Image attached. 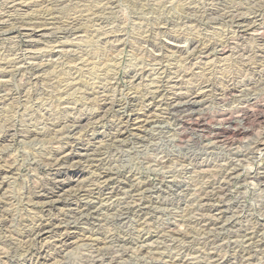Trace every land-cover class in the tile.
<instances>
[{
  "label": "rangeland",
  "instance_id": "374dc122",
  "mask_svg": "<svg viewBox=\"0 0 264 264\" xmlns=\"http://www.w3.org/2000/svg\"><path fill=\"white\" fill-rule=\"evenodd\" d=\"M104 1L0 0V264H264V0Z\"/></svg>",
  "mask_w": 264,
  "mask_h": 264
},
{
  "label": "bare ground",
  "instance_id": "6f19581e",
  "mask_svg": "<svg viewBox=\"0 0 264 264\" xmlns=\"http://www.w3.org/2000/svg\"><path fill=\"white\" fill-rule=\"evenodd\" d=\"M89 1V0H88ZM92 1V0H91ZM109 1V0H108ZM112 1V0H111ZM111 1H109V4H110V2ZM215 1V0H214ZM221 1V0H220ZM258 1V0H257ZM51 2H54V3H56V2H59V4L60 5H63V4H67V3H69V2H71V0H49V1H47V0H10V3L12 4H10V9L11 8H16V7H18V8H27V7H31V5H34V4H41V3H51ZM83 2V1H82ZM102 2L104 3L105 1L103 0H101V4H102ZM210 2V1H209ZM222 2H224V0L222 1ZM221 2V3H222ZM263 2V1H262ZM95 3H97V5L99 4V2H98V0H97V2H95ZM106 3V2H105ZM201 3V2H200ZM214 3V2H213ZM217 3H218V1H217ZM53 4V3H52ZM84 4V3H83ZM93 4V3H92ZM199 4V3H198ZM202 4H204V3H202ZM206 4V3H205ZM204 4V5H205ZM208 4V3H207ZM42 5H44V4H42ZM54 5V4H53ZM97 5H95V6H97ZM100 5V4H99ZM215 5V4H214ZM221 5V4H220ZM223 5V4H222ZM226 5V4H225ZM237 5V4H236ZM41 6V5H40ZM52 6V5H51ZM65 6H68V4L67 5H63V6H60V7H63V8H66ZM73 6H75L74 4H73ZM79 6V5H78ZM103 5H100L99 7H102ZM141 6V5H140ZM197 6V5H196ZM201 6V5H200ZM208 6V5H207ZM8 7V6H7ZM94 7V6H93ZM93 7H91V8H93ZM98 7V6H97ZM203 7V6H202ZM210 7V6H209ZM221 7V6H220ZM220 7H217L218 9L220 8ZM56 8H58V4H57V7ZM74 8V13H73V15L71 16V17H69V18H67L66 19V21L65 22H61V20H57V19H55V20H57V21H54V22H56L54 25L58 28L59 27V29H62V30H64L65 31V29H63V28H61L62 26H67L66 28H68L69 26H73L74 24H75V22L77 21V20H80V18H83L84 16L85 17H87L88 16V14L90 15V13H92L91 11V9H90V7L89 6H85V7H83L82 8V6L81 7H73ZM80 8H82V9H80ZM198 8H200V7H198ZM224 8V7H223ZM227 8H229V7H227ZM243 8V7H242ZM68 9V8H67ZM94 9V8H93ZM99 9V8H98ZM101 9V8H100ZM202 9V8H201ZM214 9H216V8H214ZM264 9V8H263ZM13 10V9H12ZM52 10V9H51ZM93 11H96V10H93ZM99 11V10H98ZM208 11H212V9H208ZM217 11V10H216ZM220 12H221V9L219 10ZM225 11V10H224ZM235 11V10H234ZM10 12V11H9ZM13 12V11H12ZM15 12V11H14ZM201 12V11H200ZM209 12V13H210ZM213 12V11H212ZM245 12V11H244ZM93 13H95V12H93ZM201 13H203V11L201 12ZM213 13H215V12H213ZM218 13V12H217ZM226 13V12H225ZM229 13V12H228ZM239 12H238V10H237V14H238ZM262 13V12H261ZM260 13V15H258V16H254V18L255 19H264V13H262L261 14ZM7 14V13H6ZM5 14V12H4V10H2V9H0V16H4V15H6ZM79 14V16H77ZM86 14V15H85ZM200 14V13H199ZM208 14V13H207ZM227 14V13H226ZM233 14L235 15V13L233 12ZM244 13H242V15H243ZM10 15V14H9ZM76 15V16H75ZM92 15V14H91ZM222 15V14H221ZM232 15V14H231ZM233 15V16H234ZM241 15V16H242ZM246 15V14H245ZM257 15V14H256ZM11 16V15H10ZM202 16V15H201ZM211 16V15H210ZM214 16H216V15H214ZM239 16H240V14H239ZM238 16V18L240 19V17ZM250 16V15H249ZM249 16L247 17V18H249ZM11 17H14V16H11ZM24 17V16H23ZM203 17V16H202ZM235 17V16H234ZM253 17V16H252ZM2 18H4L5 19V17H2ZM7 18H9V17H7ZM28 18V17H27ZM20 18V19H17L16 17H15V19H11L10 21H12V22H17V23H19V24H21V26H23V27H25L24 25H27V26H32V25H35V26H38V27H43L45 24H50V23H52V21L51 22H48V23H44V22H33L32 23V20H35V19H38V17H34V18ZM220 18H221V16H220ZM228 18V17H227ZM237 18V17H236ZM237 18V19H238ZM244 18V17H243ZM242 18V19H243ZM251 18V17H250ZM4 19H3V21L2 20H0V29L1 28H3V27H5L4 26V24L6 23V22H4ZM89 19V18H88ZM87 19V20H88ZM40 20V19H39ZM48 20H50V19H48ZM233 20V19H232ZM261 20V21H262ZM6 21V20H5ZM7 21H8V19H7ZM235 21V20H234ZM89 23H90V21H88ZM246 22V21H245ZM250 22V21H249ZM256 22V21H255ZM7 23H10V22H7ZM6 23V24H7ZM238 23V22H237ZM240 23H241V21H240ZM243 23H244V21H243ZM242 23V24H243ZM248 23V22H247ZM251 23L253 24V22L251 21ZM257 23V22H256ZM262 23V22H261ZM260 23V24H261ZM53 24V23H52ZM241 24V25H242ZM250 24V23H249ZM255 24V23H254ZM253 24V25H254ZM9 25H11V24H8V26ZM13 25V27H14V25L15 24H12ZM53 25V26H54ZM235 25H237L236 23H235ZM244 25V24H243ZM251 25V24H250ZM8 26H7V28H8ZM16 26H18V24L17 25H15V27ZM20 26V27H21ZM46 26V25H45ZM51 26V25H50ZM238 26H239V23H238ZM248 26V25H247ZM12 26H10V28H11ZM37 27V28H38ZM52 27V26H51ZM89 26H84V27H82L81 28V30L83 31V37L85 38V39H90V38H92L91 37V35H92V32L93 31H89L88 29H90V28H88ZM249 27H251V26H249ZM249 27H246V28H249ZM7 28H4L5 30L7 29ZM16 28H18V27H16ZM16 28H14V29H16ZM33 28V27H32ZM65 28V27H64ZM76 28V27H75ZM104 28V27H103ZM237 28V27H236ZM11 29H13V28H11ZM19 29V28H18ZM21 29V28H20ZM29 29V28H28ZM80 29V28H79ZM30 30V29H29ZM35 30V29H34ZM58 30V29H57ZM62 30H60V31H62ZM69 30V29H68ZM71 30V29H70ZM109 30V29H108ZM242 30H245L244 29V27H243V29ZM4 31V30H3ZM2 31V32H3ZM16 31V30H15ZM18 31V30H17ZM59 31V32H60ZM64 31H62L63 33H64ZM72 31H74V30H72ZM7 32V31H6ZM5 32V33H6ZM246 32V31H245ZM244 32V33H245ZM249 32H250V36H255V38L257 37V36H261L262 35V33H264V25H262V26H260V27H256V28H253V29H251V30H249ZM31 33V32H30ZM72 33V32H71ZM105 33H107V32H105ZM28 34V33H27ZM47 34H49V33H47ZM65 34V33H64ZM79 34V33H78ZM46 35V34H45ZM56 35V34H55ZM104 35V34H103ZM108 35V34H107ZM244 35V34H243ZM8 36V35H7ZM29 36V35H28ZM106 36V35H105ZM264 36V35H263ZM31 37V36H30ZM242 37V36H241ZM26 38V37H25ZM176 38V37H175ZM263 38V37H262ZM251 39V38H250ZM252 39H254V38H252ZM251 39V40H252ZM261 39V38H260ZM30 40V39H29ZM259 40V39H258ZM33 41V40H32ZM61 41H63V40H61ZM119 41V40H118ZM256 41V40H255ZM261 42V41H260ZM28 43V42H27ZM26 43V44H27ZM31 43V42H30ZM256 44V43H255ZM261 44H264V42L263 43H261ZM29 46V45H28ZM224 46H225V44H224ZM263 46V45H262ZM226 47V46H225ZM225 47H222L221 49H220V52L219 53H223V54H225V52H226V48ZM261 47V46H260ZM193 49H194V47H192ZM206 48V47H205ZM256 48V47H255ZM252 49V48H251ZM258 49V48H257ZM172 50V49H171ZM243 50V49H242ZM248 50H250V49H248ZM259 50V49H258ZM25 51V50H24ZM31 51V50H30ZM202 51V50H201ZM202 53V52H201ZM260 53V52H259ZM261 53L263 54V60H264V48H262L261 49ZM238 54V53H237ZM236 54V55H237ZM243 54V53H242ZM247 55H248V53H246ZM246 55V56H247ZM250 55V54H249ZM253 55V54H252ZM257 56H258V54H257ZM2 57V56H1ZM202 58V57H201ZM239 58V57H238ZM247 58H249V56L247 57ZM253 58V57H252ZM32 59V58H31ZM212 59V58H211ZM257 59H261V58H258L257 57ZM249 60V59H248ZM248 60H246V61H248ZM262 60V62H264ZM25 61V60H24ZM245 61V60H244ZM251 61V60H250ZM249 61V62H250ZM255 61V60H254ZM2 62V61H1ZM258 62V61H257ZM260 62V61H259ZM252 63H253V61H252ZM261 63V62H260ZM246 64H247V62H246ZM254 64L255 65H258V64H256L255 62H254ZM262 64V63H261ZM237 65V64H236ZM240 65V64H239ZM248 65H249V63H248ZM245 66V65H244ZM154 67V66H153ZM246 67V66H245ZM244 67V68H245ZM247 67H249V66H247ZM251 67V66H250ZM3 68V67H2ZM33 69H34V66L32 67ZM31 68V69H32ZM241 68H243V67H241ZM253 68V67H252ZM249 69V68H248ZM247 69V70H248ZM259 70H260V64H259V68H258ZM154 70V69H153ZM256 70V69H255ZM262 73H263V75H264V63H263V66H262ZM29 72H30V70H29ZM150 72V71H149ZM248 72V71H247ZM257 73L259 72L260 73V71H256ZM251 74V73H250ZM253 74V73H252ZM247 75V74H246ZM254 75V74H253ZM256 75V74H255ZM258 75V74H257ZM259 75H261L262 76V74H259ZM258 75V76H259ZM33 76V75H32ZM156 76V75H155ZM251 76V75H250ZM2 77V76H1ZM245 77V76H244ZM48 78V77H47ZM247 78V77H246ZM259 78H260V76H259ZM233 79V78H232ZM248 80H250V79H248ZM263 80H264V78H263ZM263 80H262V82H263ZM62 81V80H61ZM76 81V80H75ZM234 81V80H233ZM19 82V81H18ZM261 82V81H260ZM2 83V82H1ZM1 83H0V85H1ZM27 83V82H26ZM30 83V82H29ZM5 84V83H4ZM10 84V83H9ZM3 85V84H2ZM225 85V84H224ZM231 85V84H230ZM264 84H262L261 85V87L263 86ZM6 86V85H5ZM232 86V85H231ZM256 86V85H255ZM236 87V86H235ZM259 88V87H258ZM263 89H264V87H262ZM262 88H259V90L260 89H262ZM252 89V88H251ZM256 89V88H255ZM58 90V89H57ZM110 90V89H109ZM251 91L249 88L247 89V91ZM258 90V91H259ZM221 91H223V90H221ZM247 91H245V93L247 92ZM248 91V92H249ZM252 91H253V89H252ZM236 91H235V88H233V87H228L227 86V88L225 89V94H227V95H233V93H235ZM255 92V91H254ZM254 92L252 93V94H254ZM260 92V91H259ZM262 92H263V90H262ZM208 94V93H207ZM250 94V93H249ZM248 94V95H249ZM149 95V94H148ZM262 95V94H261ZM263 95H264V93H263ZM262 95V96H263ZM224 96V95H223ZM222 96V97H223ZM258 96H260V95H258ZM231 97V96H230ZM241 97V96H240ZM247 97V96H246ZM250 97H252V96H250ZM264 97V96H263ZM62 98V97H61ZM247 98H249V97H247ZM207 99V98H206ZM246 99V98H245ZM259 99H260V97H259ZM235 100V99H234ZM29 101V100H28ZM239 101V100H238ZM246 101V100H245ZM258 100H257V98H253L252 100H247L246 102H245V104L246 105H251V104H253V103H256ZM105 102V101H104ZM185 103V102H184ZM244 103V102H243ZM244 104V105H245ZM213 105V104H212ZM106 106V105H105ZM3 107V106H2ZM102 107H104V105L102 106ZM235 107H237V106H235ZM242 107V106H241ZM83 108V107H82ZM238 108V107H237ZM200 109V108H199ZM109 111V110H108ZM263 111V110H262ZM66 114V113H65ZM47 117V116H46ZM85 117V116H84ZM90 117H88V119H89ZM196 119V118H195ZM81 120V119H80ZM101 120V119H100ZM222 120V119H221ZM220 120V121H221ZM227 121V120H226ZM223 122V121H222ZM41 123V122H40ZM42 128V127H41ZM217 129V128H216ZM218 132H216L217 134H215L216 135V138H219L220 136H222V135H225L226 133H228V131L227 130H224V128H223V126L222 127H218V130H217ZM264 131V130H263ZM233 134H234V132H232ZM237 134H238V132H237ZM260 134H262V136L264 137V132H261ZM235 135V134H234ZM210 136V135H209ZM226 136V135H225ZM257 136V135H256ZM260 137V136H259ZM113 138V137H112ZM257 138H258V136H257ZM42 139V138H41ZM114 139V138H113ZM260 139V138H259ZM258 139V140H259ZM262 139V138H261ZM264 139V138H263ZM254 140H255V138H254ZM254 140H252V141H254ZM217 141V140H216ZM251 141V142H252ZM256 141H257V139H256ZM255 141V142H256ZM260 141V140H259ZM223 142V141H222ZM254 142V143H255ZM253 143V145H255ZM258 143H260V149L262 150V151H264V141H260V142H258ZM98 144V143H97ZM207 144V143H206ZM249 144V143H248ZM251 144V143H250ZM257 144V143H256ZM257 147V146H256ZM256 147H255V149L254 150H256ZM251 148V147H250ZM181 149V148H180ZM253 149V148H252ZM259 149V148H258ZM239 151V150H238ZM251 151H253V150H251ZM95 152V151H94ZM202 152H204V151H202ZM237 152V151H236ZM240 152H242V151H240ZM239 152V153H240ZM255 152V151H254ZM234 153V152H233ZM76 154V153H75ZM95 154V153H94ZM237 154V153H236ZM244 154H246V153H244ZM257 154V153H256ZM59 155V154H58ZM61 155V154H60ZM60 155H59V157H60ZM87 155V154H86ZM56 156V155H55ZM62 156H63V154H62ZM65 157L63 158L64 160H67V159H69V158H71V156L70 155H64ZM243 156V155H242ZM245 156V155H244ZM53 158V157H52ZM55 158V157H54ZM61 158V157H60ZM60 158H58V159H60ZM90 158V157H89ZM63 159L61 160V161H63ZM110 159V158H109ZM56 161H57V159H56ZM55 161V162H56ZM72 161H73V159H72ZM81 161V160H80ZM54 162V161H53ZM100 162V161H99ZM239 162V161H238ZM57 163V162H56ZM67 163H68V161H67ZM230 163V162H229ZM64 164V163H63ZM61 165V164H60ZM102 165V164H101ZM64 166H67V165H64ZM77 166V165H76ZM61 167V166H60ZM68 167V166H67ZM56 168V167H55ZM75 168V167H74ZM162 168V167H161ZM235 169V168H234ZM57 170H58V168H57ZM76 172V171H75ZM74 172V173H75ZM264 172V171H263ZM59 173V172H58ZM93 173V172H92ZM80 174V173H79ZM79 174H72V173H69V174H58V175H56V177H55V180H56V182H55V184H54V187H55V189L54 190H59V189H61V188H64V190H65V188H66V183L69 181L70 182V180L71 179H73V180H78V179H82L81 177H80V175ZM101 175V174H100ZM83 176V175H82ZM256 176H257V174H256ZM255 175L253 176L254 178L256 177ZM88 177V176H87ZM231 177V176H230ZM260 177V176H259ZM3 178V177H2ZM85 179V178H84ZM94 179V178H93ZM93 179H92V181H93ZM253 179V178H252ZM257 179V178H256ZM262 179H264V175L262 176ZM96 180V179H95ZM94 180V181H95ZM233 180V179H232ZM53 181V180H52ZM79 181V180H78ZM81 181H83V180H81ZM96 181H98V180H96ZM230 181V180H229ZM80 182V181H79ZM79 182H77V183H79ZM89 182V181H88ZM99 182V181H98ZM83 184H85V183H83ZM82 184V185H83ZM88 184H90V183H88ZM92 184V183H91ZM94 184V183H93ZM95 184H97V183H95ZM101 185H103L102 183H100ZM87 185V184H86ZM97 185H95V187H96ZM99 186V185H98ZM106 186V185H105ZM51 187V186H50ZM79 187V186H78ZM91 187V186H90ZM104 187V186H103ZM109 188V187H108ZM47 189V188H46ZM85 189V188H84ZM102 188H98V190H101ZM67 190V189H66ZM77 190H79V189H77ZM88 190V189H87ZM103 190V189H102ZM110 190V189H109ZM109 190H107V191H109ZM111 190H112V188H111ZM261 190V189H260ZM40 191H41V189H40ZM70 191V190H69ZM91 191H92V189H91ZM61 192V191H60ZM65 192V191H64ZM74 192V191H73ZM78 192V191H77ZM100 192H102V191H100ZM59 193V192H58ZM69 193V192H68ZM103 193V192H102ZM107 193V192H106ZM44 193H42V194H40V195H43ZM50 194H52V192H49V193H47L46 194V197L48 196L49 197V195ZM57 194V193H56ZM76 194V193H75ZM86 194V193H85ZM53 195V194H52ZM70 195V194H69ZM82 195V194H81ZM98 195V194H97ZM50 198V197H49ZM1 199V198H0ZM41 199V198H40ZM59 199V198H58ZM135 199V198H134ZM53 201V200H52ZM55 203H58L57 201H54ZM66 202V201H65ZM39 203H41V202H39ZM46 203V202H45ZM47 203H48V201H47ZM49 203H53V202H50V200H49ZM48 203V204H49ZM67 205V204H66ZM73 205V204H72ZM80 206V205H79ZM53 207H55V206H53ZM145 207V206H144ZM78 208V207H77ZM81 208V207H80ZM97 208V207H96ZM73 209V208H72ZM86 208H84V210H85ZM82 210H83V208H82ZM81 210V211H82ZM73 211H74V209H73ZM77 211H79V210H77ZM86 211V210H85ZM99 211V210H98ZM75 212V211H74ZM93 212V211H92ZM72 214V213H71ZM79 214V213H78ZM77 214V215H78ZM81 214H83L82 212H81ZM80 214V215H81ZM85 214H87V213H85ZM84 216V214L82 215V217ZM235 216V215H234ZM2 217V216H1ZM93 217V216H92ZM207 217V216H206ZM231 217V216H230ZM76 218V217H75ZM89 218V217H88ZM60 219V218H59ZM50 221V220H49ZM188 221V220H187ZM0 222H2L1 220H0ZM51 222V221H50ZM76 222V221H75ZM42 223V222H41ZM60 223V222H59ZM58 223V224H59ZM64 224H65V222H63ZM99 223V222H98ZM236 223V222H235ZM1 224V223H0ZM39 224H40V222H39ZM44 224V223H43ZM52 224V223H51ZM68 224V223H67ZM67 224H65V225H67ZM245 224V223H244ZM41 225V224H40ZM47 225H48V222H47ZM74 225V224H73ZM99 225V224H98ZM37 226V225H36ZM43 226V225H42ZM46 226V225H45ZM57 226H59V225H57ZM62 227H64V225H62ZM66 227V226H65ZM68 227V226H67ZM27 228V227H26ZM58 228H61V227H58ZM71 228V227H70ZM219 228V227H218ZM22 229V228H21ZM30 229V228H29ZM28 229V230H29ZM231 230V229H230ZM27 231V230H26ZM30 231V234H32V235H35V236H37L38 238H39V236H40V233L42 232V229L40 228V226L39 227H37V228H32L31 230H29ZM43 231H45L44 229H43ZM49 231V230H48ZM52 231V230H51ZM130 231V230H129ZM147 231V230H146ZM177 231V230H176ZM209 231V230H208ZM45 232H47V231H45ZM65 232V231H64ZM66 233V232H65ZM28 234V233H27ZM42 234V233H41ZM61 236V235H60ZM258 236V235H257ZM3 237H4V235H3ZM11 238V237H10ZM52 238V237H51ZM12 239V238H11ZM14 239V238H13ZM17 239V238H16ZM30 239V238H29ZM5 240V239H4ZM59 240V239H58ZM69 240V237H68V235H64L63 237H61V239H60V241H59V244H61L62 243V245L64 244V243H66L67 241ZM80 240V239H79ZM6 241V240H5ZM27 241V240H26ZM29 241V240H28ZM31 241V240H30ZM61 242V243H60ZM77 242V241H76ZM1 243V242H0ZM30 243V242H29ZM238 243V242H237ZM17 244V243H16ZM151 244V243H150ZM220 244V243H219ZM15 245V244H14ZM23 245V244H22ZM42 245V244H41ZM66 245V244H65ZM91 245V244H90ZM112 245V244H111ZM57 246V245H56ZM64 246V245H63ZM81 246V245H80ZM84 246V245H83ZM122 248V247H121ZM0 250H2V249H0ZM13 250V249H12ZM11 250V252H13ZM37 250V249H36ZM4 251V250H3ZM3 251H1V253L0 254H2L3 256L4 255H7V253H8V251L7 252H3ZM15 251V250H14ZM26 251V250H25ZM40 251V250H39ZM10 252V253H11ZM17 252V251H16ZM71 252V251H70ZM29 252H27V254H28ZM38 253V252H37ZM42 253V252H41ZM72 253V252H71ZM9 254V253H8ZM13 255V254H12ZM26 255V254H25ZM134 255H136V254H134ZM8 256H10V255H8ZM13 256H15V255H13ZM22 257H23V255H21ZM98 256V255H97ZM106 256V255H105ZM11 257V256H10ZM27 257V256H26ZM31 258L28 260L29 262H31L32 264H38V261H39V254H37V256L36 257H32V256H30ZM45 257H46V255H45ZM50 257V256H49ZM29 258V257H28ZM43 258V257H42ZM132 258V257H131ZM11 259H12V257H11ZM21 259V258H20ZM24 259V258H23ZM22 259V261H24V260H26V259H24L23 260ZM95 259L96 258H94V261H95ZM99 259V258H98ZM2 260V259H1ZM43 260V259H42ZM112 260V259H111ZM16 261V260H15ZM98 261V263H103L104 262V260H101V258L99 259V260H97ZM124 261V260H123ZM4 262V261H3ZM7 262V261H6ZM95 263V262H94ZM6 264V263H5ZM30 264V263H29Z\"/></svg>",
  "mask_w": 264,
  "mask_h": 264
}]
</instances>
